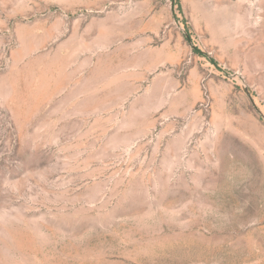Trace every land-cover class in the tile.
<instances>
[{
  "label": "rangeland",
  "instance_id": "1",
  "mask_svg": "<svg viewBox=\"0 0 264 264\" xmlns=\"http://www.w3.org/2000/svg\"><path fill=\"white\" fill-rule=\"evenodd\" d=\"M0 264H264V0H0Z\"/></svg>",
  "mask_w": 264,
  "mask_h": 264
}]
</instances>
